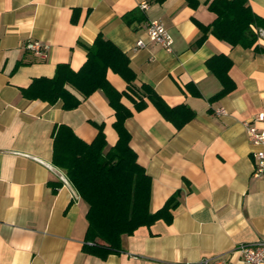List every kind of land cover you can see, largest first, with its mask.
<instances>
[{
    "label": "crops",
    "instance_id": "0c3cea01",
    "mask_svg": "<svg viewBox=\"0 0 264 264\" xmlns=\"http://www.w3.org/2000/svg\"><path fill=\"white\" fill-rule=\"evenodd\" d=\"M212 0H0V264H200L223 257L240 264L236 248L264 233V179L253 175V148L245 123L264 115V54L231 46L203 29L215 15ZM147 6L141 10V5ZM264 19V0H248ZM144 18L129 25L125 15ZM163 23L171 38L168 52L149 42L150 21ZM100 35L129 59L134 86L147 85L169 107L186 105L194 117L182 129L156 108L135 111L124 127L137 163L150 177L149 211L155 213L176 196L172 221L158 220L122 236L121 251L100 259L83 250L87 204L52 164V130L66 125L91 143L102 127L106 149L118 139L114 111L96 91L73 110L27 99L22 90L34 79L52 78L56 66L78 71L86 50ZM264 34L257 45L264 46ZM142 40L144 49L135 48ZM28 41L48 47L44 58L24 49ZM230 61L233 88L214 99L222 86L207 67L219 57ZM107 81L119 93L127 84L108 70ZM223 109L225 115H218ZM253 125L264 131V119Z\"/></svg>",
    "mask_w": 264,
    "mask_h": 264
},
{
    "label": "trees",
    "instance_id": "16d2710c",
    "mask_svg": "<svg viewBox=\"0 0 264 264\" xmlns=\"http://www.w3.org/2000/svg\"><path fill=\"white\" fill-rule=\"evenodd\" d=\"M164 1L151 0L156 4ZM186 1L192 8L197 6V0ZM207 8L215 15V19L210 26L202 28L203 35L195 42L196 47L210 31L214 37L231 46L251 48L255 53L264 54V46L257 45L258 39L264 34V19L249 9L248 0H212ZM143 18V13L136 10L125 15L124 20L131 25L132 21H141ZM84 48L86 61L78 71H72L67 64H59L52 78L34 79L28 88L22 90V95L49 105L61 102V108L68 111L81 103L68 88L83 99L96 91H102L114 111L113 128L118 139L109 149H106L102 127H98L91 143L80 140L66 125L55 126L51 134L53 166L65 172L69 184L88 206V227L83 250L105 259L121 251L122 236H131L138 228L149 227L158 220L170 223L172 211L178 205L174 196L157 212L149 211L150 177L137 163L136 154L129 146L130 135L124 122L132 113L121 103V99H128L135 111L143 110L148 101L176 130L182 129L195 114L186 105L167 106L147 85L136 88V76L129 66L128 57L109 40L98 35L91 46ZM219 60L216 66L207 63L210 72L222 86L214 99L226 95L233 88L227 77L230 61L223 56ZM108 70L127 84V93H119L107 81Z\"/></svg>",
    "mask_w": 264,
    "mask_h": 264
},
{
    "label": "built area",
    "instance_id": "2783aa9c",
    "mask_svg": "<svg viewBox=\"0 0 264 264\" xmlns=\"http://www.w3.org/2000/svg\"><path fill=\"white\" fill-rule=\"evenodd\" d=\"M141 10H146L145 4L141 5ZM145 34L150 43L160 46L166 51L171 50V38L168 35L163 23L154 20L146 24ZM146 43L138 40L135 48L144 49ZM24 49L36 57L44 58L48 47L39 41H28L24 45ZM218 115H225V111L220 109ZM264 119L263 114H257L250 121L245 123L246 135L253 148L252 157L254 159L253 175L257 178L264 179V131L258 130L253 123L260 122ZM260 239L252 243L241 244L236 248V252L240 257V264H264V233ZM200 264H229V260L223 257H214L204 259Z\"/></svg>",
    "mask_w": 264,
    "mask_h": 264
}]
</instances>
